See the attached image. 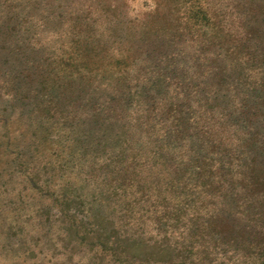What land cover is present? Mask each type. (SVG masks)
I'll use <instances>...</instances> for the list:
<instances>
[{
	"label": "trees",
	"instance_id": "16d2710c",
	"mask_svg": "<svg viewBox=\"0 0 264 264\" xmlns=\"http://www.w3.org/2000/svg\"><path fill=\"white\" fill-rule=\"evenodd\" d=\"M155 2L154 11L133 20L123 12L125 0H0V67L8 74L2 83L21 103L11 107L28 108L34 132L48 131L57 150L62 134L80 123L82 98L94 93L80 79L99 78L114 58L125 68L138 52L153 63L159 53L166 70L149 78L141 70L142 99L131 90L140 74H120L116 95L97 109L109 124L98 125L99 113L84 121L89 128L76 155L87 177L103 170V243L95 238L103 251L121 246L127 260L142 264H264V0ZM87 102L97 104L96 97ZM113 120L128 130L113 134ZM68 191L54 190L63 200ZM190 202L216 206L181 237L167 224ZM224 204L235 208V219L215 213ZM113 206L125 215L123 241L107 236ZM50 221L47 215L42 223ZM140 228L148 234L136 235Z\"/></svg>",
	"mask_w": 264,
	"mask_h": 264
},
{
	"label": "rangeland",
	"instance_id": "374dc122",
	"mask_svg": "<svg viewBox=\"0 0 264 264\" xmlns=\"http://www.w3.org/2000/svg\"><path fill=\"white\" fill-rule=\"evenodd\" d=\"M96 7L93 5L90 9L94 11ZM155 7V0H125L123 12L133 20H141L154 11ZM99 9L98 7L94 13V18L99 16ZM95 27L103 30V25L97 24ZM121 49L123 52L124 48ZM148 56L136 53L134 61H130L125 68L114 64L117 59L114 58L111 64L103 66V70L98 72L99 78L85 76V79H80L84 86L91 83L88 89L92 87L94 93L88 95V91L83 97L85 99L82 98L85 105L80 123L75 125L73 132L66 131L62 134L63 146L57 150L49 140L48 131L34 132V127L25 116L28 108L23 110L11 107L12 104L15 106L21 103L10 100L11 88L2 83L3 78L8 79V74H3V67H0V115L6 116L0 119V264H142L135 259L127 260L124 256L125 249L121 246L107 245L103 251L101 243H98L95 238L97 234L101 235L103 243V170L96 169L92 176L87 177L88 172L82 167L84 160L76 154L78 148L84 146L80 139L89 128L84 121L93 120L94 115L99 113L98 125L103 127L109 124L103 117V109H97L99 106L103 107V102L108 97L116 95L117 77L120 74L129 75L132 79L140 74L136 88H130L132 94L140 100L146 91V81L143 79L145 75L141 70H147L146 78H149L152 70H166L167 59L160 58L159 53L155 52L158 61L153 63ZM106 61L107 59L103 64ZM155 64L158 66L155 67ZM128 71L132 73L129 74ZM157 80L162 81L160 78ZM157 80L153 79L152 82ZM78 83L79 81L75 84L77 88L80 85ZM70 85L72 84H67V87H72ZM92 96L96 97L97 104H87ZM123 124L125 123L113 120V134L120 136L122 132L125 133L128 129H123ZM118 126L121 128L118 129ZM113 134L111 132L110 135ZM162 173L163 178H167L168 173ZM133 182L138 184L137 181ZM33 184H38L40 190L34 189ZM59 189L62 195L69 190L66 193L69 197H65L67 201L63 200L62 195L58 197L55 194L54 190ZM180 191L178 189L174 195L178 196ZM215 206L213 203H187L171 213L177 214L173 217L176 219H172L167 226L175 228L181 237H187L194 221L205 222L210 218L206 212L211 214ZM99 208L100 215L94 216ZM220 209L223 211L219 215L227 220H233L237 216L235 208L230 204H224L223 207L219 205L215 213ZM113 210L114 212L108 211L113 215L110 220L113 225L105 224L107 236L118 233L119 241H123L125 215L118 206H113ZM65 211H68V215ZM47 215L51 217V221L43 224L42 220ZM145 221L147 225L143 228L148 230L150 220ZM113 228H116V232ZM146 230L140 228L137 231L141 233L136 235L146 236ZM131 251L134 256L143 260L149 256L138 248H131ZM150 259H154L153 254ZM192 260L194 259H188L186 264H194ZM170 264H180V261L175 260Z\"/></svg>",
	"mask_w": 264,
	"mask_h": 264
}]
</instances>
